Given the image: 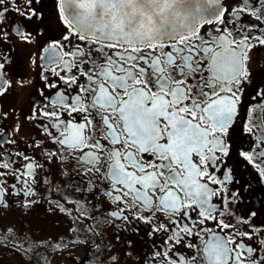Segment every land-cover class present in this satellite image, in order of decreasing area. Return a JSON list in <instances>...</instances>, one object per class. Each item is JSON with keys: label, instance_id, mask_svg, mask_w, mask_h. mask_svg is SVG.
<instances>
[{"label": "snow or ice", "instance_id": "6c2138e0", "mask_svg": "<svg viewBox=\"0 0 264 264\" xmlns=\"http://www.w3.org/2000/svg\"><path fill=\"white\" fill-rule=\"evenodd\" d=\"M13 3L16 35L31 43L26 22L44 19L42 0H0V16ZM57 7L69 34L41 49L44 72L56 77L44 87L55 91L41 93L48 102L34 108L47 118L49 155L75 153L90 174L107 163L111 218L132 233L133 249L148 248L142 264H264L259 209L231 212L246 198L229 166L241 133L262 131L238 116L253 111L250 101L264 103V67L251 68L249 56L264 45V23L245 20L264 22V0H240L231 10L221 0H58ZM205 24L219 25L218 35H202ZM7 35L0 31V39ZM72 38L85 43L65 51ZM239 156L264 176V141L255 158L251 150ZM33 159L0 155V197L31 193Z\"/></svg>", "mask_w": 264, "mask_h": 264}, {"label": "flooded vegetation", "instance_id": "af4514ba", "mask_svg": "<svg viewBox=\"0 0 264 264\" xmlns=\"http://www.w3.org/2000/svg\"><path fill=\"white\" fill-rule=\"evenodd\" d=\"M221 3L231 10L240 0H221ZM19 6L23 7V2ZM57 6L58 0H42L36 5L44 19L26 22L27 31L35 37L31 43L23 42L16 35L19 19L16 3L0 16V31L8 34L0 39V60L5 63V71L0 72V139L6 142L0 143V155L7 159L9 153H26L34 158V175L27 177L31 193L0 197V264H142L148 248L138 245L133 249L127 240L132 233L123 222L111 218L116 203L106 198V193L111 191L107 163L99 172L93 168L90 174V166L71 159L75 153L61 150L58 156L49 155L55 147L46 139L42 127L47 118L36 116L34 112L43 101L41 93L53 95L55 91L44 87L56 77L44 72L47 53L41 49L47 48L52 40L63 42L64 35L69 34ZM245 20L248 24L264 23L255 17L245 16ZM216 27L220 26L205 24L200 33L213 37L218 35L214 31ZM64 43L68 44L65 49L68 51L85 42L72 38L70 43ZM249 56L251 68L264 67V45H257ZM42 73L49 75V81L41 78ZM250 103L253 111L241 110L238 122H245L247 115L248 121L259 125L262 131L249 134L245 129L242 139L235 141L237 154L231 158L229 166L238 181L236 188H240L239 182L245 186L246 199L243 203L234 201L231 212L239 217L247 212L246 205L251 204L259 209L254 219L257 227L264 231V176L254 164L239 156V150L243 149L251 150L255 158L256 146L264 141V103L258 100ZM10 167L20 168V165ZM3 179L8 187L15 183L11 175ZM204 227L214 228L215 224L207 221ZM206 239L207 236H202L195 242L202 246ZM187 252L181 249L182 254Z\"/></svg>", "mask_w": 264, "mask_h": 264}, {"label": "rangeland", "instance_id": "374dc122", "mask_svg": "<svg viewBox=\"0 0 264 264\" xmlns=\"http://www.w3.org/2000/svg\"><path fill=\"white\" fill-rule=\"evenodd\" d=\"M58 251H59V252H61V251H62V249H61V248H59V249H58ZM6 264H10V263H6Z\"/></svg>", "mask_w": 264, "mask_h": 264}]
</instances>
